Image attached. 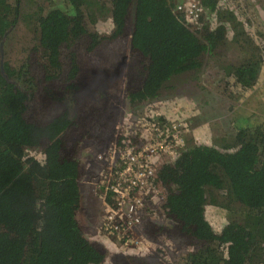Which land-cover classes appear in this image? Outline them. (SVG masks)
Returning a JSON list of instances; mask_svg holds the SVG:
<instances>
[{
    "label": "trees",
    "instance_id": "16d2710c",
    "mask_svg": "<svg viewBox=\"0 0 264 264\" xmlns=\"http://www.w3.org/2000/svg\"><path fill=\"white\" fill-rule=\"evenodd\" d=\"M68 3L69 12L38 13L33 44L15 66L3 45L20 6L0 0V264H105L108 250L79 224L81 150L108 144L121 99L137 105L175 92L229 30L255 49L228 68L226 87L243 94L259 79L264 42L248 20H236L231 4L204 0L218 17L196 28L173 0ZM247 127L224 148L196 141L158 168L175 224L152 223L159 210L150 199L143 229L192 245L184 264H264V123ZM96 194L104 209L111 195ZM107 264L158 263L120 252Z\"/></svg>",
    "mask_w": 264,
    "mask_h": 264
},
{
    "label": "rangeland",
    "instance_id": "374dc122",
    "mask_svg": "<svg viewBox=\"0 0 264 264\" xmlns=\"http://www.w3.org/2000/svg\"><path fill=\"white\" fill-rule=\"evenodd\" d=\"M178 0H173L176 4ZM12 2V0H10ZM20 17L13 29L8 33L3 45V54L11 60L15 66H19L24 58L27 48L33 44L35 17L40 11L46 12L51 8H60L69 12L68 0H18ZM229 9L234 10L236 20H248L252 27L250 32L257 33L258 43L264 42V2L257 8L245 5L237 7L232 3ZM218 17L215 12L209 17L206 15L201 25L209 23L211 18ZM248 31V30H247ZM229 30L225 43L222 44L213 55L204 58L199 71L191 74L192 78L184 82H177L176 91L171 94L163 91L161 96L145 101L141 104L132 105L125 99L118 102L121 110V127L110 133L109 143L102 148L95 144H87L81 150V160L85 167V173L81 181V210H79V224L84 235L96 242L104 244L108 249L105 257L107 264L111 257L120 252H132L138 256H154L159 264H184V259L192 245L183 244L175 236L170 238L159 234L158 237H150L141 226V232L146 237L142 242L141 249L126 246L123 242L104 235L100 225L104 209L97 199L96 192L101 189L98 179L102 160L107 158L112 147L114 138L120 133L129 138L139 141L143 137L144 117L151 113L154 119L160 118L162 112V124L165 122L184 120L188 132L184 136L186 147L193 143L206 141L217 148H224L235 136L240 127L264 123V52H261L262 65L258 82L243 94L232 92L225 85L228 68L242 60L252 56L254 47L240 38L233 36ZM253 37L252 34L249 33ZM156 113V114H155ZM196 138H195V137ZM40 156V155H39ZM163 159V158H162ZM162 162V160H160ZM165 193L164 188H160ZM158 205V213L150 216V221L172 229L174 222L168 218L164 209L162 212ZM100 212L99 217L95 213ZM145 217V215L143 216ZM165 218L171 222V227L165 223ZM144 222V220H143ZM177 239V240H176ZM124 244V245H123ZM125 246V247H124ZM158 255V256H156Z\"/></svg>",
    "mask_w": 264,
    "mask_h": 264
},
{
    "label": "built area",
    "instance_id": "2783aa9c",
    "mask_svg": "<svg viewBox=\"0 0 264 264\" xmlns=\"http://www.w3.org/2000/svg\"><path fill=\"white\" fill-rule=\"evenodd\" d=\"M220 1L230 6L236 3L239 8L243 6L240 9L244 11L245 5L257 8L264 2ZM175 10L194 27L200 26L206 15H209L208 18L213 15L204 0H178ZM159 114L163 115L162 112ZM144 119L143 137L139 141L134 142L133 137L131 139L122 133L114 138L109 155L102 160L98 174L101 189L111 195V201L104 207L101 223L104 235L136 249H141L142 242L146 241L144 234L136 235V232L143 224L149 200H156L161 212L164 209L166 192L160 189L164 187L157 180L158 168L173 163L187 148L184 136L188 132L187 122L182 119L164 125L161 118L153 119L150 112ZM165 223L171 227L169 219L165 218Z\"/></svg>",
    "mask_w": 264,
    "mask_h": 264
},
{
    "label": "flooded vegetation",
    "instance_id": "af4514ba",
    "mask_svg": "<svg viewBox=\"0 0 264 264\" xmlns=\"http://www.w3.org/2000/svg\"><path fill=\"white\" fill-rule=\"evenodd\" d=\"M115 107H118V102L115 104ZM121 127V124H120V121L112 128V129H110V132L109 133H112V131L113 130H117V129H119ZM108 138H109V140H110V135L108 136ZM109 140H108V142H109ZM185 149H187V148H185ZM184 149V150H185ZM159 264V263H158Z\"/></svg>",
    "mask_w": 264,
    "mask_h": 264
},
{
    "label": "water",
    "instance_id": "95a60500",
    "mask_svg": "<svg viewBox=\"0 0 264 264\" xmlns=\"http://www.w3.org/2000/svg\"><path fill=\"white\" fill-rule=\"evenodd\" d=\"M99 243H101V242H99ZM103 246H104V244L103 243H101ZM105 247V246H104ZM108 250V249H107Z\"/></svg>",
    "mask_w": 264,
    "mask_h": 264
}]
</instances>
